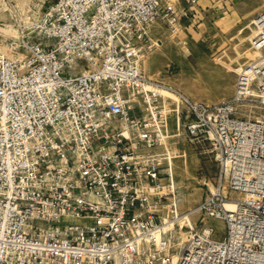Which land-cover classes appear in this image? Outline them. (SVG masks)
Instances as JSON below:
<instances>
[{
	"label": "built area",
	"instance_id": "built-area-1",
	"mask_svg": "<svg viewBox=\"0 0 264 264\" xmlns=\"http://www.w3.org/2000/svg\"><path fill=\"white\" fill-rule=\"evenodd\" d=\"M180 3L50 0L10 44L23 57L0 51V264H264V11L233 97L204 104L143 85L149 25L175 32L198 0ZM170 112L218 166L199 227L164 225Z\"/></svg>",
	"mask_w": 264,
	"mask_h": 264
},
{
	"label": "rangeland",
	"instance_id": "rangeland-1",
	"mask_svg": "<svg viewBox=\"0 0 264 264\" xmlns=\"http://www.w3.org/2000/svg\"><path fill=\"white\" fill-rule=\"evenodd\" d=\"M171 1L181 7L180 0ZM216 1L219 7L216 9L211 33L189 27L184 16L178 19L175 32L162 19L149 25L155 46L143 61L141 71L145 80L170 86L193 101L204 104H216L233 97L239 67L254 57L249 39L254 34L253 20L264 11V0ZM49 2L50 0H0L1 52L9 56L19 52L24 54V51L10 44L12 41L17 42L21 24L38 19ZM175 59L184 64V71ZM145 89L158 93L164 99L173 96L164 89ZM251 109L254 114L262 111L259 107ZM167 123L174 137L169 138L165 147L174 156L169 155L172 174L162 180V191L166 194L164 210L171 202L176 204L179 213L195 209L191 218L193 224L196 222V227H199V212L196 209L209 190H214L218 166L207 142L197 143L194 140L195 143H192L184 138L183 133L178 132L171 112L167 114ZM209 221L216 229V237L221 238L224 233L222 221ZM176 222L182 227L186 225L182 219Z\"/></svg>",
	"mask_w": 264,
	"mask_h": 264
},
{
	"label": "bare ground",
	"instance_id": "bare-ground-1",
	"mask_svg": "<svg viewBox=\"0 0 264 264\" xmlns=\"http://www.w3.org/2000/svg\"><path fill=\"white\" fill-rule=\"evenodd\" d=\"M40 17V16H39ZM38 17V18H39ZM38 19H32V20H28L27 22H25L24 24L26 25V26H28V28H30V26H31V24L32 23H34V22H36ZM155 21H157V20H155ZM155 21H153V22H155ZM17 23V22H16ZM13 32H15V30H13ZM12 38V37H11ZM14 52V51H13ZM23 53H21V52H19V53H17V54H15V55H11V56H9V55H7V56H9L10 58H12V59H20V58H22L23 57ZM176 60V63L179 65V67L181 68V70L182 71H184V69H185V66H184V64L181 62V61H179L178 59H175ZM251 62V61H250ZM250 62H248V63H250ZM80 66V67H79ZM79 67V68H78ZM80 71H82V65H80V62H75V68L73 69V70H71V72L72 73H79ZM143 85H144V87H154V88H160V89H164L165 91H167V92H171L172 93V95H173V90H175V89H173L172 87H170V86H163V84H161V83H153V82H149V81H147V80H145V81H143ZM172 98H173V96H172ZM174 98H175V96H174ZM230 99H231V97H230ZM230 99H228V100H230ZM169 160H170V165H169V171H170V173L172 174V160H171V157L169 156ZM213 190V189H212ZM214 190H215V188H214ZM213 190V191H214ZM199 205H200V203H199ZM198 205V206H199ZM225 207L226 208H233L234 207V202L233 201H230V200H226L225 201ZM196 210H198V207H197V209ZM176 215H175V218L174 219H171V220H168V221H165L164 222V225L165 226H168V227H172V224L173 223H175L174 221H176V220H179V219H182L184 222H185V224L187 225V226H193L194 224H193V220H192V218H191V215L193 214V212H195V209L193 210H188V211H186V212H183V213H179L178 212V209L176 208ZM61 221H63V222H76V223H82V222H84L83 221V218H81V217H78V216H71V215H64L62 218H61Z\"/></svg>",
	"mask_w": 264,
	"mask_h": 264
},
{
	"label": "crops",
	"instance_id": "crops-1",
	"mask_svg": "<svg viewBox=\"0 0 264 264\" xmlns=\"http://www.w3.org/2000/svg\"><path fill=\"white\" fill-rule=\"evenodd\" d=\"M218 7L216 0H198L194 13L186 18L187 24L195 30L211 33Z\"/></svg>",
	"mask_w": 264,
	"mask_h": 264
}]
</instances>
